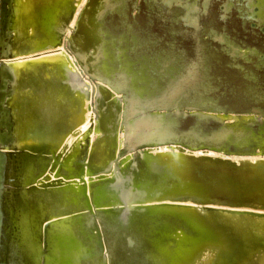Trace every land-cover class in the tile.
Instances as JSON below:
<instances>
[{
	"label": "rangeland",
	"instance_id": "1",
	"mask_svg": "<svg viewBox=\"0 0 264 264\" xmlns=\"http://www.w3.org/2000/svg\"><path fill=\"white\" fill-rule=\"evenodd\" d=\"M19 2V7L24 12L21 19L25 25L32 28L27 27L26 32L32 30L30 34L39 38L40 44L69 42L68 38L64 37L62 40L59 38L57 25L69 15L73 0H19ZM87 5L79 13L77 22L79 25L76 24L75 29L77 33L80 32L83 46L90 44L94 38V45H99L103 27L109 46L122 45L128 48L127 57L135 61L136 68L142 64L148 68L145 80L141 81L148 92L160 89V94L173 96L171 103L177 104L182 100L187 111L191 106L198 105L204 109V113H217L223 117L221 122L207 117L180 115L170 126L171 129L179 132L194 129L196 132L210 134L225 127L248 125L244 130L245 134L250 136L247 141H250L251 145L252 134L257 138L264 135V115L252 111L254 108L264 111V0H184L183 3L180 0H106V2L89 0ZM191 16L197 18L199 22L196 24L195 21H191ZM95 17L99 19L100 26L92 23ZM97 51L101 55L104 54L100 55V58H105L104 49L99 48ZM189 64H194V67L190 66L185 74L181 73ZM196 64L199 77L194 79L192 75ZM158 68H161V71ZM164 68H168L169 71H164ZM173 75L179 77L168 83ZM124 77L114 76L122 86L131 82L136 85L135 88H139L140 84L136 83L135 79L126 76L129 80L125 81ZM136 90L143 94L141 89ZM117 100L116 94L111 93L108 102L117 104ZM142 103L141 107L153 104L149 100ZM121 104L125 107L124 102ZM108 108L113 115L115 112L112 107ZM84 109L85 116L86 104ZM20 111L21 107L18 116L22 121L25 114L21 116ZM98 112L100 120H97L96 125L100 131L94 136L93 144L88 150L91 152L95 171L120 153L118 132L105 124L103 109L99 108ZM176 112L174 110L171 112L173 114L169 115H172L173 120ZM238 115L247 116L246 121L237 119ZM38 118L42 120L41 111L38 112ZM258 118L261 120L256 121ZM239 135L243 136L244 133ZM155 153L153 151V155ZM86 155V148L81 147L79 159L82 160ZM123 159L125 162L130 161L132 155L130 154L128 159L126 157ZM125 162L121 164L123 167H126ZM149 167L152 172L156 169L153 164ZM74 168L72 171L59 170L57 164L53 169L55 173L77 174L78 168ZM95 180L99 181L97 177ZM135 180L134 178L129 180L128 176L123 177L119 183H113V190L121 194ZM80 185L81 187H78L75 184L76 189L80 188L78 194L73 190L66 191L62 197L65 198V203L74 202L81 212H88L85 208L87 201L83 182H80ZM95 199L100 204L97 206L98 209H104L103 216L108 220L103 232L113 247L109 264H144L137 260L135 248H126L125 245L131 243L141 247L149 245L153 252L156 249L155 255L158 259L167 258L180 249L178 242L188 243L190 231L196 228L189 221L187 223L184 221L178 209L152 208L146 211V218L141 219L137 225L139 233L132 238L129 229L113 221L114 212L110 209L115 206L116 200L105 197ZM85 214L71 220H59L54 227L57 228V239L75 241L82 250L96 248L95 244L98 241L94 238H98V233L94 235L97 230L95 222L90 213ZM180 224L185 226V229L179 230ZM177 234H182L186 239H178ZM170 244H173L172 247ZM235 246L236 252H244L242 245ZM86 255L81 251L80 256L75 257L70 263L93 264L91 257ZM66 262L69 263V260L65 258L64 261L57 263Z\"/></svg>",
	"mask_w": 264,
	"mask_h": 264
},
{
	"label": "water",
	"instance_id": "2",
	"mask_svg": "<svg viewBox=\"0 0 264 264\" xmlns=\"http://www.w3.org/2000/svg\"><path fill=\"white\" fill-rule=\"evenodd\" d=\"M19 6V0H0V264H58L57 262H61L59 260L61 256H56V254L59 252L58 249H63V244L56 247L57 244L59 245L60 239H57V231H53V229L61 219L48 221L45 227L42 228L41 236V232L36 230L35 227H28V225L22 222V212L17 208L15 202H13L14 199L10 197V193H7L5 190L8 165L15 156L19 155L18 151L14 149L16 141L15 109L9 104V98L17 89L18 79L16 68H13L7 62V59L15 57L14 50H20L24 55L34 54L39 59L42 58L40 57V52L56 49L61 46L60 42L40 44L39 38H35L26 32L27 27L32 28L25 25L22 19H17V14L21 16L24 13ZM16 9H20V11L18 10V12ZM67 25L68 23H66ZM57 27L59 29L60 25L58 24ZM21 32H24L25 35H21ZM75 54L82 67L88 70L82 61V56L77 52ZM89 75L92 81L98 82L100 80V76ZM163 97H161V100H163ZM164 101L158 102V106L155 107L156 114H160L163 118V122L155 126V131H157L156 136L151 137L152 139L150 137L146 139V137L139 133L140 130L146 129V127H137V134L133 136L135 140H125L123 146L120 144V153L112 157L104 166L107 170H110L111 164L114 163V179H119V175H122L121 179L123 176H128L130 179H136L135 182L131 183L121 194L116 193L111 186V190H105L108 192L98 195L97 198L100 196L116 200L115 206L110 209L114 212L113 221L121 225V227L129 229L132 238L139 233L137 225L141 219L144 220L146 218V211L152 208H171L173 210L177 208L180 215L183 216L184 221L186 223L189 221L190 224L196 227L190 231L187 238V242L190 244L189 247L185 248V250L190 252L187 262L193 261L200 251L208 246H219L226 264L243 262L248 259L251 251V248L246 243L230 240L224 232H221V230H218L212 224L178 208L179 206H190L179 203L171 204L168 203L170 202L168 200L175 202L187 198H196L204 203L215 200L230 204L246 203L252 198V195L242 189L239 181L228 172L227 168L230 166L229 160L222 158L215 159L209 156L197 158L191 155V153L195 150H204L207 152L224 153L226 156H263L264 135L257 138L252 134L253 145H251L252 143L250 144V141H247L250 136H247L244 130L248 125H240L241 128L238 125L225 127L210 134L196 132L194 129L183 132L175 131L170 126L176 122V118L178 119L180 115H194L198 118L207 117L221 122L223 121V117L217 113H204V109L198 105L191 106L187 111L183 107L182 100L177 104L171 102L165 103ZM174 110L177 112L174 113L175 116L173 115V117L175 118L173 120L172 115H169L173 114L171 112H174ZM252 111L264 115L262 109L254 108ZM246 117L245 115L242 117L238 115L237 119L243 122V120L246 121ZM260 120L258 118L256 121ZM240 133H244V135L240 136ZM38 135L44 136L42 134ZM86 141L88 143V139ZM164 146H167L171 151L163 153L158 150V153L153 155L154 148ZM177 148L180 151L190 150L191 153L179 154L176 152ZM57 152V149H39L36 153H30V155H33L35 158L36 166L41 172V170H45L48 166L49 157L60 163L61 166ZM128 152H132V160L125 165L129 169H119V172L116 173L120 158ZM92 164V168L94 169V163ZM152 164L156 167L154 172L149 167ZM38 169H36L37 172ZM122 172H125V174H121ZM93 173L97 175V171L93 170ZM79 175L80 171L78 170L76 176ZM101 180L99 179L96 182H100ZM96 188L97 185H92V197L93 203L99 206L100 204L95 199ZM10 204H12L13 211L9 210ZM85 208L91 209L89 205ZM98 210H101L99 212L102 214L105 212L104 209ZM100 219L102 233L99 231V242L95 245L102 251L104 245L102 246L100 239L104 236V243L108 250V260H110L113 255V247L107 238H105V233L103 232L108 220L104 216ZM180 225L179 230L185 229V226ZM177 236L178 239H186L182 234H177ZM70 245L73 246L74 253L63 254L64 257H68L65 258L69 260V263L75 257H78L77 251L79 249V246ZM235 245H242L244 252H236L235 248L237 246ZM125 246L126 248H135L136 253L139 255L136 256L137 260L144 264H162V258L158 259L157 255H155L156 249L153 252L152 247H149V245H142L143 247H141L136 245V243H131ZM103 261L105 259H102Z\"/></svg>",
	"mask_w": 264,
	"mask_h": 264
},
{
	"label": "bare ground",
	"instance_id": "3",
	"mask_svg": "<svg viewBox=\"0 0 264 264\" xmlns=\"http://www.w3.org/2000/svg\"><path fill=\"white\" fill-rule=\"evenodd\" d=\"M104 2H106V0ZM87 3L88 0H81L79 2L74 15L63 31L65 36L73 35V39L76 40L75 44L78 46L77 53L82 56V61L87 66L88 70H85L82 67L76 55H69L68 50L64 46H59L56 49L40 52V57L42 58H56L61 55L67 56L71 61V64L74 66V69L77 72L76 74H78L80 77L79 79L81 81L82 88L89 95L86 102L87 110L83 123L79 127L77 133L69 135L62 149L58 150V159L61 161V166L60 163H57L53 158L49 157L48 166L45 168V170H41L40 172L36 166L35 158L33 155H30V153H36L39 149H43L45 142L44 139L38 135V133L30 132L32 127L30 123H28L37 120L33 118V120L26 121L25 117L23 116L24 118L21 121L18 116L19 107L23 106L25 101V91H19L16 89L14 94L9 98V104L15 109L16 141L14 143V149L18 151L19 155L15 156V158L11 160L8 165L5 190L7 193H10V197L14 199L13 202H15L17 208L22 212V222L28 225V227H35L36 230L41 232V236L42 228L45 227L48 221L56 219H61V221L66 219L71 220L76 216L86 215L85 213H90L94 219L97 229H95L96 233L94 235H97L99 231L102 233V224L100 218L103 217L104 212L103 214L99 212L101 210H98L97 206L93 203L92 185H97V193L95 192L97 197L98 195L107 193L108 191L106 192L105 190H111L110 188L113 186V183H119L123 178L121 179L122 175H119V179H114V163L111 164L110 170H107V168L104 166L98 169L97 176H94L95 174L93 172L91 173V169H93V162L91 160V152L88 150L93 144L94 136L100 131L97 130L96 127L97 120H100L98 116V109H103L105 124L108 126V128L113 130L115 129V131L118 132L119 143L121 146H123L125 140L128 141L134 139L133 136L137 134L136 130L139 126L146 127V129L143 128L140 130V135H143L146 137V139H148L147 137H150V139H152L151 137L153 136L155 137L157 134V131H155V126L163 122L162 116L160 114H156L157 112L155 111V107L164 100H166L164 101L165 103H168L171 99H173V96L170 97L169 95L163 94L151 97L152 99L144 97L142 94H139L140 92H137V88H135L136 85H133V83L127 84L125 82L126 84L124 83L125 85L122 86L120 82L110 75L111 73H105V77L101 76L98 82L91 80L89 74L96 75L98 72L104 73L105 71L102 72L96 66L97 63L101 61V53H91V49L96 46L94 45L95 38L91 39L90 44L83 46V44H81V35L75 31L76 24L78 22V15ZM104 5L102 7L103 9L105 8ZM18 10L20 11V9ZM17 19H21L19 14H17ZM98 21L99 19L95 17L92 23L100 26ZM85 23L88 24L87 21ZM31 31L32 30H30L29 33H31ZM21 35H25V33L21 32ZM99 43H101V40ZM13 53L15 57L7 59L8 61H6L16 69H18V66L23 61L34 58L36 59L37 57L34 56V54L24 55L20 50H14ZM197 67L193 69L194 74L192 77L194 79L199 77V70ZM124 78L125 81L129 80L126 78V76ZM193 78L192 81H194ZM102 86L110 88V92L114 95L116 94L118 99L117 104L115 102L107 101V98L101 93ZM97 94H99L100 98L97 99L96 104H94L92 102ZM162 96H164L163 100H160ZM180 98L182 99L183 97ZM148 100L155 104L148 105L147 107H141V105H143L142 102ZM157 101H159V103ZM121 102L127 103V105L124 107L122 106ZM108 107H112L113 112H115L113 115L112 112H110L111 109L108 110ZM20 113L22 116V114L24 115L25 112L22 109ZM111 116L114 117L111 118ZM86 137L88 139V145L85 147L83 141L86 140ZM81 147H84L87 150V155L85 158H82V160L79 159ZM158 150L163 153L171 151V149H168L167 146L153 149V151L156 153H158ZM176 152L179 154H187L190 152V150L180 151L177 148ZM130 154L132 155V152H128L120 158L116 173L119 172V169H129V167H123L121 164L125 162L123 157L128 159ZM191 155L197 158L209 156L215 159L222 158L229 160L230 166L227 168L228 172L233 175L237 181H239L242 189L251 193L252 198L246 203L239 204H230L228 202L219 200L204 203L200 201V199L196 198H187L175 202L168 200L170 201L168 203H179L181 205L190 206H179L178 208L182 209L186 213H192L200 219L212 224L218 230L224 232L230 240L246 243L251 248L250 256L248 259L238 264H264V155L226 156L224 153L215 151L207 152L204 150H195L191 153ZM163 156L165 157V155ZM129 162L130 161L125 162L124 166ZM57 164L59 165L60 170L65 171H72L74 166L77 165L79 166L77 168L80 171V175L76 176V174L55 173L54 169L52 168H55ZM36 169H38V172ZM93 170L95 171V168ZM121 174H125V172H122ZM130 174L132 175V173ZM96 177L102 180L100 182H96ZM129 180L131 179L129 178ZM80 182H83L84 195L87 205L91 207L88 212H81V209L77 208V204L74 202L73 204L65 203V198L62 197L65 195L66 191L73 190L75 194H78L80 188L76 189L75 184L78 187H81ZM109 182L111 184H109ZM10 205L12 207V204ZM11 207H9V210L13 211L14 209ZM38 225L40 226L39 228ZM26 230L28 231L27 228ZM53 231H57V229H53ZM94 239L95 241L99 240V238ZM100 240L102 246L104 245L102 247V251L98 246L91 249L85 248L84 250L79 247L77 251L78 257L82 251V253L87 254L86 257L88 255L91 257V263L93 264H100L102 259H105V261H103L105 264H109L108 250L106 249L104 243V236H102ZM62 244V250L56 248L59 250L56 256H61V259H59L61 262L64 261L65 257H67H64L63 254L66 255L74 253L72 249L73 246L70 244H74L77 247L79 246V244H76L75 241L66 242L60 240L59 245L57 244L56 247ZM86 245L87 244H85V246ZM171 245L173 244H170V247H172ZM178 245L181 249H178V251L176 250V252L171 254L169 257L162 259V264H226L222 257V252L219 246H208L202 249L200 253L193 259V261L187 262L190 257V252L185 250V248L189 247L190 244L178 242ZM65 264L70 263L66 262Z\"/></svg>",
	"mask_w": 264,
	"mask_h": 264
},
{
	"label": "crops",
	"instance_id": "4",
	"mask_svg": "<svg viewBox=\"0 0 264 264\" xmlns=\"http://www.w3.org/2000/svg\"><path fill=\"white\" fill-rule=\"evenodd\" d=\"M79 2V0H73L72 7L69 9V15L63 21L60 20L59 24L60 28L58 31L60 39L62 40L65 37L69 41L66 44H61L62 42H60V45L68 50L69 55H76L75 52H77L78 46L75 44L76 40L73 39V35L72 37L65 36L63 29H65L66 23L74 15ZM102 30L101 43L91 49V53L95 54L99 53L97 51L99 48L105 50V58L102 57L100 59L101 61L96 65L99 70L105 72H98L99 74L96 73V76L101 77L105 73H111L110 75L113 77L120 76L123 78L126 75L128 78L135 79V82L140 84L137 89H141L140 91L144 97L152 99L151 97L161 95L160 89L156 88L157 90L148 92L146 86L141 83V81L143 82L145 80L144 77L147 76L148 68L144 64L136 68L135 61L127 57L128 48L122 45L109 46L107 34L105 33L106 30L103 27ZM102 55L104 56L103 53ZM190 66V64L187 65L181 73L185 74L190 69ZM195 66L197 67L198 65ZM191 67H194V65ZM152 68L155 69V67ZM158 70L161 71V68H158ZM163 70L169 71L168 68H164ZM16 73L18 79L17 89L19 91H25V101L23 106H20L25 112L24 117L26 121L33 120V118L37 120L29 122L32 127L30 132L44 135L42 136L45 142L43 149H62L68 136L76 134L83 123L84 105L89 96L82 88L80 77L76 74L77 72L71 64V61L65 55L56 58L44 57L30 59L29 61H23L18 66V69H16ZM179 76H171V80L168 83L175 80V78L177 79ZM37 80H39L38 83ZM157 87L159 88V85ZM101 93L108 101L111 94L110 88L102 86ZM39 111H41L42 120L38 119ZM86 140L83 141L84 146L88 145Z\"/></svg>",
	"mask_w": 264,
	"mask_h": 264
},
{
	"label": "flooded vegetation",
	"instance_id": "5",
	"mask_svg": "<svg viewBox=\"0 0 264 264\" xmlns=\"http://www.w3.org/2000/svg\"><path fill=\"white\" fill-rule=\"evenodd\" d=\"M79 1H81V0H79ZM88 1H89V0H88ZM103 1H105V0H103ZM180 2H184V0H183V1L180 0ZM176 4H177V2H175V5H176ZM190 18H191V21H195V22L197 21L196 24L199 22L197 18H193L192 16H191ZM192 65H194V64H191V66H192ZM99 98H100V96H98V94H97V95L95 96V99L93 100V103L96 104V100L99 99Z\"/></svg>",
	"mask_w": 264,
	"mask_h": 264
}]
</instances>
